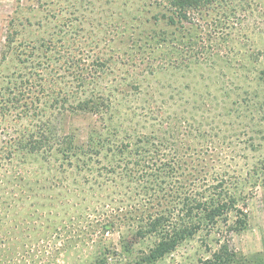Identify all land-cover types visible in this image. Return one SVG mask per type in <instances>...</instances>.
I'll list each match as a JSON object with an SVG mask.
<instances>
[{
	"label": "rangeland",
	"instance_id": "rangeland-1",
	"mask_svg": "<svg viewBox=\"0 0 264 264\" xmlns=\"http://www.w3.org/2000/svg\"><path fill=\"white\" fill-rule=\"evenodd\" d=\"M176 1L0 0V264H142L153 240L105 224L171 206L173 181L189 183L200 165L209 179L225 176L243 216L156 264H229L232 253L254 262L264 252V0ZM42 126L92 139L100 157L77 171L56 150L22 151L19 142L47 145ZM160 144L177 173L98 171L135 159L113 154L122 145ZM238 221L245 229L232 232Z\"/></svg>",
	"mask_w": 264,
	"mask_h": 264
},
{
	"label": "trees",
	"instance_id": "trees-1",
	"mask_svg": "<svg viewBox=\"0 0 264 264\" xmlns=\"http://www.w3.org/2000/svg\"><path fill=\"white\" fill-rule=\"evenodd\" d=\"M197 1L178 0L174 4L176 6L180 5L181 9H184L191 2L195 3ZM181 13V16H183L181 20L188 21V13L182 11ZM170 20L174 23L175 16L173 15ZM89 72L92 73L94 71L91 70ZM90 78L91 76L84 75L82 79H78L80 86L83 87ZM73 96L74 94H68V97ZM79 112L83 111L79 109L76 113H73V116L76 117ZM68 113L70 112L64 113V115L66 116ZM99 115V113L95 114V116ZM101 115H104V113H101ZM59 116H61V113H57L56 115L54 113L52 115L54 119ZM156 117L157 115L154 114L153 119L156 120ZM44 127L42 126L39 130H45L41 133V140L45 141L47 145L19 142V147L22 151L35 153L40 152L43 148L47 149L44 151L50 152L56 150V154L59 155V160L61 161V166H64L63 168H73L77 171L87 169L86 164L81 161L82 159L92 160V157H100L99 151L94 150L92 147V139H89L86 144H81L77 142L76 136L72 132L65 135H57L55 126L49 131L43 129ZM103 129L111 131V137L117 135L118 132L117 127L107 126L103 127ZM95 134L97 135V133ZM167 150L168 148L165 145L160 144L153 145L150 150L137 149L130 152L127 150V145H122L113 151V154L119 156H125L127 154L133 155L135 159L127 163H122L124 167H121V164L113 165V161L110 160V166L107 165L106 167L98 169V171L101 174L111 175L116 170L125 169L134 176L138 174L143 176L145 172L147 173L150 170L160 174L164 170L169 169V172L175 174L177 173L176 168L173 169L169 166L170 163H165V152ZM74 160L76 162L74 164L71 163ZM192 169H194L193 179L189 183L181 182L179 177H177L178 180L173 181V186H171L173 189V204L171 206H149L146 208L131 209L125 214L121 212L118 216L122 218H118L117 221H110L105 224L104 228L107 232L115 230L120 225H125L134 228V231L132 230L131 233L133 240H153L151 245L146 249L148 256L143 259L142 264H156L167 254L174 252L183 243L196 239L199 234H202V237H205V239H210L215 229L220 234L222 227H228L230 225L231 214L235 213L243 216V211L239 208L241 199H238L233 193L225 189L227 182L224 179L225 176H210L209 179V169L204 165ZM177 170L181 173L185 170L183 163L178 164ZM143 188L147 191L152 190L148 187ZM244 226L245 222L238 221L230 229L232 232L239 233L245 229ZM132 244L134 243L131 242L130 246ZM130 248L126 249L125 247L123 250L125 253H131L133 249ZM256 257L254 262H247L236 253H232L229 264H264V252L257 254Z\"/></svg>",
	"mask_w": 264,
	"mask_h": 264
}]
</instances>
